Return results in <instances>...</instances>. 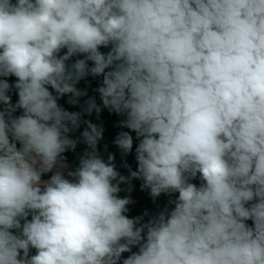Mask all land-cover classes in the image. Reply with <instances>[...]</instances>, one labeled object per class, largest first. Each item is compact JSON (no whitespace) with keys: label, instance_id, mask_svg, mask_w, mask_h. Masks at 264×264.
<instances>
[{"label":"clouds","instance_id":"1","mask_svg":"<svg viewBox=\"0 0 264 264\" xmlns=\"http://www.w3.org/2000/svg\"><path fill=\"white\" fill-rule=\"evenodd\" d=\"M0 264H264V0H0Z\"/></svg>","mask_w":264,"mask_h":264},{"label":"crops","instance_id":"2","mask_svg":"<svg viewBox=\"0 0 264 264\" xmlns=\"http://www.w3.org/2000/svg\"><path fill=\"white\" fill-rule=\"evenodd\" d=\"M97 85H98V80L92 81V87L93 88L96 87ZM79 87H81V88L85 87L84 82H81ZM89 94L90 95L93 94L91 92V89H89ZM86 98L87 97L82 98V99H86ZM15 99H16V97L13 96V101H15ZM66 100H67V97H65L63 100L60 101V103L66 109H68V110H79L78 108H73L72 106L67 105ZM91 119H93V122L103 123V125L105 127V140L101 142V147H102L103 143H108L109 144V151L117 152V149L113 145H111V141L114 139L115 135L119 131L126 130V129H120V128H117L114 126L122 118L115 116V114H109L107 112V110H104L101 113L99 120H97L95 118V116L91 117ZM133 136H134V134H133ZM135 143H136V141H135V137H134V145H135ZM82 148H83V146L81 145L78 148V151L82 150ZM67 155H68L69 160L74 159V156L71 153H69ZM117 155H118V153H117ZM105 156H106V154H105ZM133 184H134V191L132 193V198L136 201V203L134 205L129 206L130 207V212H129L130 216L141 215L146 210L149 212L150 215L155 214L167 202L168 197L161 196L160 198H158V200L155 203H153V201L151 200L150 196L147 194L146 191L141 192L139 190V181H134ZM126 194L127 193L122 192L121 196L126 195ZM146 219H147V217H146ZM125 255H127V254H125Z\"/></svg>","mask_w":264,"mask_h":264},{"label":"trees","instance_id":"3","mask_svg":"<svg viewBox=\"0 0 264 264\" xmlns=\"http://www.w3.org/2000/svg\"><path fill=\"white\" fill-rule=\"evenodd\" d=\"M135 146V145H134ZM117 158H119V156L117 155ZM129 163L132 165L133 169H135V161H134V155H130L128 158ZM70 163L73 164V166H75V162L74 159H70L69 160ZM249 223H251V221H249Z\"/></svg>","mask_w":264,"mask_h":264},{"label":"rangeland","instance_id":"4","mask_svg":"<svg viewBox=\"0 0 264 264\" xmlns=\"http://www.w3.org/2000/svg\"><path fill=\"white\" fill-rule=\"evenodd\" d=\"M118 160H119V158H118Z\"/></svg>","mask_w":264,"mask_h":264}]
</instances>
